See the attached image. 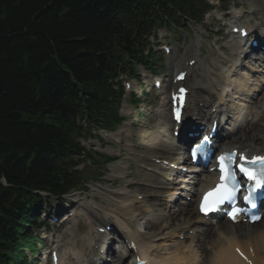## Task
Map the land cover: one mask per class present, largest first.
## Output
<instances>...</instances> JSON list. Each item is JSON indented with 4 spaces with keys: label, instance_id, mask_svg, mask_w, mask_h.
<instances>
[{
    "label": "trees",
    "instance_id": "16d2710c",
    "mask_svg": "<svg viewBox=\"0 0 264 264\" xmlns=\"http://www.w3.org/2000/svg\"><path fill=\"white\" fill-rule=\"evenodd\" d=\"M154 1L0 0V264L29 240L26 189L72 182L80 101H66L103 117L109 63L161 21Z\"/></svg>",
    "mask_w": 264,
    "mask_h": 264
},
{
    "label": "bare ground",
    "instance_id": "6f19581e",
    "mask_svg": "<svg viewBox=\"0 0 264 264\" xmlns=\"http://www.w3.org/2000/svg\"><path fill=\"white\" fill-rule=\"evenodd\" d=\"M250 1L257 5L259 4L258 0ZM230 46L234 49L232 44H230ZM235 50L237 51V49ZM238 51L240 52V50ZM241 52L243 53L242 59L247 60L246 53L243 51ZM214 64L216 63L205 62L203 67L205 68L208 66L212 68ZM218 64H220V62ZM231 65L240 70L242 60L237 58ZM250 67L255 68L256 66L255 64L249 63L246 67L247 73H239L238 78L236 77L234 81L235 86L239 90H245L249 87V81L253 78V76L248 74ZM257 70L259 72V69ZM190 71L191 75L189 80L190 83L193 84L192 88L197 101L201 103L207 113L215 117L223 95L219 91L213 92L212 79L214 78L221 84L223 92H225V89L228 91L226 81L221 79L219 66L208 70L205 76L203 75L204 69L199 70L197 67H194ZM258 80L261 85L253 89V94L256 96L263 91L262 87L264 86V78L259 76ZM234 90L238 91L237 89ZM232 98H234L233 95H231L230 99ZM242 101L249 103L246 99ZM252 105V102H250L248 108ZM260 106L264 107V99H259V106H256L258 110ZM233 108L237 115L243 116V113L240 112L238 108ZM230 114H232V112ZM251 115H259V120L255 118V124L249 123L246 116L242 117V119L239 117L240 119L234 121V123L232 120H228L230 128L224 129L221 132V137L229 135L230 130H232L234 133L238 134L239 141L233 139L227 142L224 141L223 144L225 143L227 147H234L236 144L240 150H253L254 152L264 154V108ZM223 116L226 115L223 114ZM158 117L159 121L157 125H150L149 132L141 136L142 139L146 141L145 151L138 152V156H129V158L133 159L138 164L150 168V174H144L146 178L153 179L152 176L155 173V178H157L165 173L163 179L167 180L166 174L168 172H163L164 169L171 171L170 167L172 165H183L187 160V156L184 154V147L177 143L171 135L170 128L173 124L170 120L169 108L165 107L164 104H162L159 109ZM159 129L161 131H159ZM125 131H127L128 135L124 140L129 143L131 142L129 139L130 130L127 128L125 122H123L116 131L100 133V135L105 140L113 142L115 139L120 140L121 134ZM168 131H170V135L167 134ZM157 160H164L166 166L157 165L155 163ZM162 161H160V163H163ZM128 167L129 164H119L117 166L118 171L115 173L125 175ZM180 169L181 167L178 166L175 169L176 172L171 175L177 174L180 178H185V174L181 173ZM207 179L208 176H204L196 180V189H194V193L190 195L191 199H193L194 194L199 188L205 189L210 186V183H207ZM142 182L150 183L147 180ZM102 190L104 193L101 196V203L110 207V210L105 211V213H97V220L99 222H106V224H115L117 229L121 231V233L119 232V234H117L120 247L115 249L116 252H113L112 258V261L118 260L116 264H130V259L125 260L129 252L122 250L130 241H133L137 247L141 248V252L144 256L151 255L154 258L155 264H264V218L252 225L247 223L243 224L241 222L232 224L226 221L223 223L218 222L217 225L213 227L210 223L196 214V209L191 202L179 203L181 197L177 198L178 200L175 201L173 197L174 193H170L169 191L158 192L144 187L142 193L135 192L129 195L128 193H122L121 190ZM137 194H144V196L150 197L163 194L161 195L163 200H159L161 208L150 205L145 206L143 209L138 207L140 210H137L136 205L140 203L135 200V195ZM142 202V205H147L145 200H142ZM96 209L97 208H95V210ZM97 210L99 211V209ZM82 213L85 216L92 217L94 210L83 208ZM142 214H146L147 216H143ZM99 226L100 224L97 223L96 228L98 229ZM195 230H198L199 233L202 234L201 237L194 234ZM189 232L191 233L189 234ZM177 236H183L185 238L183 241H177L175 240ZM83 239L85 240L84 245L86 246L88 244L86 247L90 249L89 258L85 257L81 251L71 253L70 255L77 264H92V255L95 247L91 246V244H100L101 238L98 236L97 239L94 240L91 238V231H88L83 235ZM104 239L105 236L102 237L103 242ZM198 241H200L201 245L195 248L194 243ZM234 247H237L243 252L247 258L246 261L240 259L234 253ZM63 250L66 254L70 252L65 244ZM201 255L202 257L199 259ZM247 261H249V263Z\"/></svg>",
    "mask_w": 264,
    "mask_h": 264
},
{
    "label": "rangeland",
    "instance_id": "374dc122",
    "mask_svg": "<svg viewBox=\"0 0 264 264\" xmlns=\"http://www.w3.org/2000/svg\"><path fill=\"white\" fill-rule=\"evenodd\" d=\"M232 1L234 3H236L237 5H240L242 3H245L247 0H230L229 1V5H231ZM204 24L201 25V28L199 29L200 33L206 38L205 39V44H204V48L205 50H208L211 52V54L213 55V58L215 59L218 52L216 51L217 45L214 43L215 42V38H211L210 35V30H214L213 26H210V23L212 21V16H206L203 19ZM161 37V31H158V38ZM155 51H157V48H154ZM161 75H165L166 71L161 70L160 71ZM146 90L149 93L148 98L146 99V102L143 104L145 106V108H137V110L132 111L131 116L127 119V122L131 125V129H132V138L131 141L134 143L135 146L138 147V150H142L144 149V145H146V141H144L141 136H139L138 134L141 133H148L149 132V127L148 124H146L148 121H150L152 124V122L154 120H152L151 114H148L150 111L155 112L156 110V98L154 97V95L149 91L148 88H146ZM122 108V107H121ZM120 112H123V108L122 110L120 109ZM126 118V117H125ZM159 131H161L159 129ZM237 139V136H236ZM82 145L86 146L89 145L90 148L93 149V146H96V141L92 140H87V141H83ZM99 147H95V149L97 150ZM110 147L106 146V148L104 147L103 149H101L103 152L105 153H111V154H116L118 152L119 149L116 150H110ZM100 150V151H101ZM110 150V151H109ZM129 163L131 164V170L128 173V177L122 180V183H126V182H136V181H141L144 177H143V173L141 170H139L137 168V163L134 161H129ZM117 165L116 164H113ZM96 167V168H95ZM111 169V168H110ZM85 172H89V173H93V174H97V165H93L90 164V167L88 169H85ZM113 172L109 171L108 173H106L104 175L103 178H101L100 180H98L97 182H99V185L102 186H108L107 184H110L111 181H113L112 177L113 176ZM92 177V175H89ZM117 186V185H112ZM89 192L91 191H96V193H98V190H96L94 185L89 184ZM115 188H120V187H115ZM130 191H134V189H131ZM56 201H54L51 205H54ZM141 206V205H140ZM75 227L76 226H71V230L75 231ZM86 227L84 225L83 222H80L78 224V231H85ZM197 234V233H196ZM68 238V240H70L71 243H73L75 245V243H77V245H80V240L78 237H66ZM76 246V245H75ZM112 249L115 247L114 245H111Z\"/></svg>",
    "mask_w": 264,
    "mask_h": 264
},
{
    "label": "snow or ice",
    "instance_id": "6c2138e0",
    "mask_svg": "<svg viewBox=\"0 0 264 264\" xmlns=\"http://www.w3.org/2000/svg\"><path fill=\"white\" fill-rule=\"evenodd\" d=\"M177 119H179V112L176 113ZM205 140H207V137H205ZM196 153L193 152V158L195 159ZM234 158V154L228 155L224 154L221 155L218 159L220 161V170L222 173L227 172V175H221V184L217 185V188L214 192L208 193L205 196V203L209 204V207L205 209L204 205H202L203 211H210L212 206L216 204L223 203L226 199H232L234 196V193L236 191V187L238 185H234L233 187H229L226 181L233 179V173L231 171L227 170V165L225 164V161H232ZM240 159L244 161V163H241L238 165L240 172L244 173L249 180L255 181V187L256 188H264V157H254L251 160H248L243 155H241ZM245 164H259L260 168L259 171H253L250 170L245 166ZM209 197H212L211 201H209ZM246 201L251 202L250 197L246 196L244 198ZM255 206V205H253ZM239 209H234L230 215L235 218L236 213H238ZM254 219H258V217H254ZM239 251V249H237ZM243 255V253H241Z\"/></svg>",
    "mask_w": 264,
    "mask_h": 264
}]
</instances>
